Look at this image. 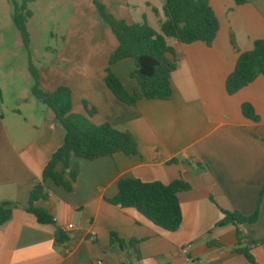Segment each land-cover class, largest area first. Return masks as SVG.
I'll list each match as a JSON object with an SVG mask.
<instances>
[{"label": "crops", "instance_id": "0c3cea01", "mask_svg": "<svg viewBox=\"0 0 264 264\" xmlns=\"http://www.w3.org/2000/svg\"><path fill=\"white\" fill-rule=\"evenodd\" d=\"M154 1L143 6L154 14L146 16L148 24L160 32L164 5L155 6ZM209 3L219 20L212 45L167 38L178 59L170 100L143 99L130 107L112 94L104 78L110 55L118 47L114 35L102 47L109 48L108 62L97 79L43 86L46 92L61 85L70 88L74 113L130 133L138 146L135 156L117 153L95 161L73 157L71 166L79 172L72 192L50 179L44 182L47 197L37 206L48 210L55 226L39 224L23 208L64 144L66 131L53 110L32 93H15L11 100L0 93V201L23 207L14 209L11 219L0 226V264H251L234 252L236 226L218 223L222 210L253 215L262 195L258 221L239 230L251 240L264 239V77L234 95L226 89L240 54L264 39V0ZM127 5L129 24L142 23L135 5ZM64 61L55 66L66 69ZM135 69L132 60L112 68L129 93L138 86L132 77ZM243 104L253 107L257 122L243 115ZM93 108L96 114L89 116ZM56 170L66 172L68 179L63 165ZM181 178L192 188L178 196L183 221L175 232L157 227L135 209L107 202L117 195L122 179L168 185ZM58 230L69 238L67 243L56 242ZM112 233L126 243L140 241V254L124 250L118 242L111 245ZM249 249L255 262L264 264V244H251Z\"/></svg>", "mask_w": 264, "mask_h": 264}, {"label": "trees", "instance_id": "16d2710c", "mask_svg": "<svg viewBox=\"0 0 264 264\" xmlns=\"http://www.w3.org/2000/svg\"><path fill=\"white\" fill-rule=\"evenodd\" d=\"M35 0H22L20 4L12 0L15 7L13 22L21 33L24 42L28 40L26 28L27 19L32 16L28 5ZM97 6L103 22L109 26L118 47L109 58V66L104 78L105 85L122 103L134 107L143 99L170 100L173 97L171 76L177 68L178 59L175 50L168 45L167 38H172L183 44L202 42L210 46L219 31V20L212 9L209 0H167L163 7L164 20L160 23V32L152 28L146 18L142 23L128 24L109 14L105 6L96 0H91ZM243 4L247 0H235ZM157 14L158 10L153 9ZM132 60L136 69L132 77L138 86L129 93L119 78L115 75L113 66L123 61ZM33 76L32 95L53 110L56 120L66 131L64 144L53 154L42 174V182L37 183L30 193L28 207H21L13 201H0V226L8 222L14 209L23 208L32 214L42 225H56L55 218L37 203L46 200L44 182L52 180L56 185L69 192L78 177V168L71 166L73 157L87 161H95L103 157H112L117 153L126 156L138 155V146L134 137L126 132L114 129L110 124L96 125L91 120L73 112L72 91L61 86L54 92H44L40 88L39 75L30 68ZM264 77V39L254 43L251 51L240 54L235 69L226 80L229 95H234L242 88L251 84L258 77ZM86 105V103H85ZM243 115L258 121L253 107L243 104ZM96 114V109L88 111L89 116ZM63 165L66 172L59 173L56 168ZM192 186L185 180L178 179L165 185L161 182H143L139 179H122L118 183V193L113 199H108L112 205L122 209H135L157 227L175 232L183 221L179 194L191 190ZM258 206L251 216H245L237 211L222 210L223 219L218 226L234 225L237 228L235 253L243 254L251 264H257L250 253L249 245L264 244V239L254 241L242 234L240 226L255 224L259 219ZM69 238L62 230L56 233L58 244L67 243ZM116 242L124 249H134L140 254L137 245L140 241L131 240L126 243L115 233L111 235V245ZM246 244L245 247H242Z\"/></svg>", "mask_w": 264, "mask_h": 264}, {"label": "rangeland", "instance_id": "374dc122", "mask_svg": "<svg viewBox=\"0 0 264 264\" xmlns=\"http://www.w3.org/2000/svg\"><path fill=\"white\" fill-rule=\"evenodd\" d=\"M14 1L20 4L22 0ZM96 1L114 18L128 24L131 17L127 4L130 8L132 3L135 5L138 19L154 15L143 6L149 0ZM156 1L158 3L154 5L159 6L165 5L167 0ZM28 9L32 16L26 22L28 40L25 43L13 22L15 7L12 0H0V93L3 96L11 100L15 93H31L34 83L31 67L39 75L42 90L52 84L68 85L99 77L108 62L105 52L109 48L102 47L114 37L93 1L35 0ZM64 60L66 69L55 66Z\"/></svg>", "mask_w": 264, "mask_h": 264}, {"label": "built area", "instance_id": "2783aa9c", "mask_svg": "<svg viewBox=\"0 0 264 264\" xmlns=\"http://www.w3.org/2000/svg\"><path fill=\"white\" fill-rule=\"evenodd\" d=\"M69 229L72 230V229H73V226L70 225V226H69ZM184 252L187 253L188 250H185ZM97 264H103V262H102V261H98Z\"/></svg>", "mask_w": 264, "mask_h": 264}, {"label": "water", "instance_id": "95a60500", "mask_svg": "<svg viewBox=\"0 0 264 264\" xmlns=\"http://www.w3.org/2000/svg\"><path fill=\"white\" fill-rule=\"evenodd\" d=\"M69 172V171H68Z\"/></svg>", "mask_w": 264, "mask_h": 264}]
</instances>
